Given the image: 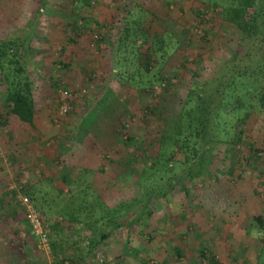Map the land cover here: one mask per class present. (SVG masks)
Returning <instances> with one entry per match:
<instances>
[{
	"label": "rangeland",
	"instance_id": "374dc122",
	"mask_svg": "<svg viewBox=\"0 0 264 264\" xmlns=\"http://www.w3.org/2000/svg\"><path fill=\"white\" fill-rule=\"evenodd\" d=\"M83 1L0 0V39H31L26 63L36 102L34 126L21 122L6 103L0 73V264H57L65 257L78 264H233L228 253L236 251L248 253V264L262 252L264 264L258 107L244 144L218 145L211 169L188 192L187 185L176 188L128 237L116 232L86 256L89 233H78L81 225L70 226L62 214L83 187L71 192L64 177L84 181L114 207L196 169L197 158L170 163L163 182L148 170L189 90L212 80L247 43L223 15L226 0ZM254 53L264 55V42ZM160 74L163 82H154ZM129 136L136 140L127 144ZM29 207L44 221L49 246L33 233Z\"/></svg>",
	"mask_w": 264,
	"mask_h": 264
},
{
	"label": "trees",
	"instance_id": "16d2710c",
	"mask_svg": "<svg viewBox=\"0 0 264 264\" xmlns=\"http://www.w3.org/2000/svg\"><path fill=\"white\" fill-rule=\"evenodd\" d=\"M226 1L229 3L223 6V15L242 31L241 44L247 43V51L243 54L234 52L212 80L193 85L188 92L180 120L173 127L166 124L158 155L148 168L159 173L162 182L165 181V174H168L170 163L174 162L175 166L183 163L188 165L191 158H197L194 165L196 169H190L186 175L169 177L164 185L146 190L114 207L106 205L97 195H91L90 185L84 181L79 183L64 177L71 192L83 187L67 199L62 207V214L69 219L70 226L81 225L78 233H89L86 256L95 255L116 232L128 237L136 225L142 224L152 206L161 199L166 200L176 188L187 185L185 191L188 192V186L211 169L210 163L217 146L224 142L232 147L244 144V127L247 121L257 112V107L264 113V55L257 57L254 53L256 47L264 42V0ZM251 9L254 10L252 14ZM30 40V37L29 40L0 39V73L4 77L6 103L12 114L21 122L34 126L36 102L26 63V57L31 52ZM253 40L258 42L256 47ZM154 82H163V75H158ZM135 140L129 136L127 144ZM57 228L53 227L51 232L58 235ZM61 229L65 231L59 227ZM56 247L58 245L53 244V248ZM68 260L71 264L79 262L76 257H65L58 260L57 264H66Z\"/></svg>",
	"mask_w": 264,
	"mask_h": 264
},
{
	"label": "built area",
	"instance_id": "2783aa9c",
	"mask_svg": "<svg viewBox=\"0 0 264 264\" xmlns=\"http://www.w3.org/2000/svg\"><path fill=\"white\" fill-rule=\"evenodd\" d=\"M63 96H64L63 99L65 100L69 98L67 92H65ZM69 108L70 107L68 106V104L64 103V105L61 107L62 114H67L69 111ZM23 200H24V204L28 205L29 199L25 198ZM28 212H29V219H30L33 233L41 239L42 243L45 246H49L48 232L45 229L43 223L41 222L40 217L38 216V214L32 207L28 208Z\"/></svg>",
	"mask_w": 264,
	"mask_h": 264
},
{
	"label": "crops",
	"instance_id": "0c3cea01",
	"mask_svg": "<svg viewBox=\"0 0 264 264\" xmlns=\"http://www.w3.org/2000/svg\"><path fill=\"white\" fill-rule=\"evenodd\" d=\"M244 143H245V141H244ZM232 251V250H231ZM237 252V253H236ZM235 253L234 252H230V253H228V256L231 258V255H233L232 256V258H233V264H248V259H247V254H240L238 251H236ZM226 256H227V253L225 252V260H226ZM263 256V253L262 252H260L259 253V257L258 258H256V263H254V264H263L262 263V260H260V258ZM241 257V259H239ZM241 260V261H240ZM227 262V261H226ZM228 262L229 263H231V260L229 259L228 260ZM250 264V263H249Z\"/></svg>",
	"mask_w": 264,
	"mask_h": 264
}]
</instances>
